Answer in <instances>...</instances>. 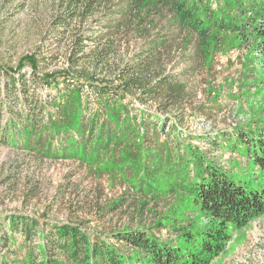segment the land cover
I'll use <instances>...</instances> for the list:
<instances>
[{
  "label": "trees",
  "instance_id": "obj_1",
  "mask_svg": "<svg viewBox=\"0 0 264 264\" xmlns=\"http://www.w3.org/2000/svg\"><path fill=\"white\" fill-rule=\"evenodd\" d=\"M57 2L53 28L66 30L70 37L63 51L65 65L47 69L39 49L21 57L15 67L0 65V112L5 110L1 143L28 151L39 148L49 156L59 152L90 164L109 151L116 170L127 173L125 182L132 191L112 197L103 207L95 204L98 223L104 213L123 205L145 209L150 192L158 196L178 189L187 193L206 224L195 231L174 227V236L166 237L159 232L168 225L162 219L146 227L97 229L89 225L91 220L13 212L0 215V264H210L233 229L264 213V185L234 178L203 158L190 135L176 129L174 120L187 117L190 91L182 77L190 67L165 70L171 59L166 57L167 39L179 37L191 51L180 63L210 64L216 48L210 46L220 32H230L238 42L255 44L264 69V0ZM100 19L113 22L107 26L110 35L93 30L91 24ZM122 26L143 43L124 61L114 60L118 56L112 36ZM24 66L30 71H23ZM246 128L218 135L224 146L242 145L252 164L264 172V133ZM191 159L199 166L195 174L189 169Z\"/></svg>",
  "mask_w": 264,
  "mask_h": 264
},
{
  "label": "rangeland",
  "instance_id": "obj_2",
  "mask_svg": "<svg viewBox=\"0 0 264 264\" xmlns=\"http://www.w3.org/2000/svg\"><path fill=\"white\" fill-rule=\"evenodd\" d=\"M57 1L0 0L1 66L15 67L21 57L37 49L46 56L44 65L47 69L65 65L63 51L70 37L66 30L53 28ZM108 23L112 25L113 22L100 19L91 25L96 33L110 35ZM123 28L112 34L118 56H114V60L124 61L143 46L136 32ZM164 31H167L166 27ZM163 33L167 36L166 32ZM218 37L210 46L216 47L210 64L205 61L198 63V60L180 63L182 56L188 57L187 53L191 51L180 44L179 37H168L166 47L170 50L166 57L171 59L166 63L165 70L180 71L190 67V71L182 77L190 91L185 104L187 117L182 122L174 120V124L183 135H190L191 143L199 148L203 158L224 168L234 178L259 187L264 185V172L252 164V158L242 145L224 146L226 142L218 134L229 135L237 126L247 127L254 134L259 131L264 133V69L260 64L261 58L253 42H238L230 32H220ZM89 44L93 46L95 42ZM189 45L194 46L192 43ZM185 50L186 53L181 55ZM24 70L29 72L30 68L24 66ZM43 89L38 91L44 92ZM133 107L140 106L134 103ZM198 117L210 121V126L198 121ZM4 121L3 109L0 125ZM170 125L169 122L166 127ZM204 136H208V140H203ZM197 137H202V140ZM191 162L189 169L195 174L199 166L196 160L191 159ZM116 164L109 151L90 164L59 156V152L49 156L42 154L39 148L21 150L0 141V215L16 212L60 221L67 218L91 220L89 225L97 229L98 225L110 228L146 227L162 219L168 221V225L159 232L166 237L174 236V227L195 231L206 224L187 193L178 189L172 193L161 191L158 196L150 194L156 191L150 192L146 195L145 209L140 205V210L133 205H123L116 212L104 213L100 219L102 222L94 221L99 215L93 212L95 204L106 205L112 197L132 191L125 182L127 173L116 170ZM161 183L158 182V185ZM163 187L168 186L165 184ZM133 196L130 194L129 199L132 200ZM140 198L138 195L137 201ZM210 264H264V213L245 226L233 229L223 250Z\"/></svg>",
  "mask_w": 264,
  "mask_h": 264
},
{
  "label": "built area",
  "instance_id": "obj_3",
  "mask_svg": "<svg viewBox=\"0 0 264 264\" xmlns=\"http://www.w3.org/2000/svg\"><path fill=\"white\" fill-rule=\"evenodd\" d=\"M198 121H200L201 123H208V126H210V121L206 120L205 118L203 117H198ZM204 128H205V125H204Z\"/></svg>",
  "mask_w": 264,
  "mask_h": 264
}]
</instances>
